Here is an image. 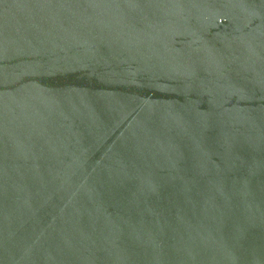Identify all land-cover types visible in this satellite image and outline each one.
<instances>
[{
	"label": "water",
	"instance_id": "obj_1",
	"mask_svg": "<svg viewBox=\"0 0 264 264\" xmlns=\"http://www.w3.org/2000/svg\"><path fill=\"white\" fill-rule=\"evenodd\" d=\"M0 264H264V0H0Z\"/></svg>",
	"mask_w": 264,
	"mask_h": 264
}]
</instances>
